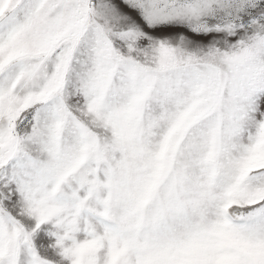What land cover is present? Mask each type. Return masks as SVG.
Segmentation results:
<instances>
[{
	"label": "snow or ice",
	"instance_id": "obj_1",
	"mask_svg": "<svg viewBox=\"0 0 264 264\" xmlns=\"http://www.w3.org/2000/svg\"><path fill=\"white\" fill-rule=\"evenodd\" d=\"M0 264H264V0H0Z\"/></svg>",
	"mask_w": 264,
	"mask_h": 264
}]
</instances>
